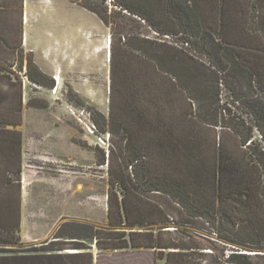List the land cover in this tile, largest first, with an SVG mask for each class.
<instances>
[{
    "label": "trees",
    "instance_id": "trees-1",
    "mask_svg": "<svg viewBox=\"0 0 264 264\" xmlns=\"http://www.w3.org/2000/svg\"><path fill=\"white\" fill-rule=\"evenodd\" d=\"M114 3L120 12L147 22L158 37L177 39L168 44L141 38L128 30L129 23L120 36L126 48L141 54L142 64L168 84L162 90L146 80L133 89L131 62L120 57L114 64V70L118 66L123 72L117 85L124 88L120 98H127L128 104L114 105L111 78L109 116L91 109L96 130L110 136L108 159L103 153L100 163L107 164L109 175V228L64 223L55 238L71 239L80 248L93 241L100 251L150 248L165 264H264V0ZM91 11L111 27L106 9ZM1 40L8 52L0 59L9 69L0 65V253H14L18 250L13 246L21 242L23 139L20 131L7 126L22 123L23 79L16 75L14 82L9 50L19 55L20 69L26 60L24 77L32 84L53 90L56 81L22 43L16 47ZM217 84L243 108L244 116L233 129L240 149H229L219 134L213 155L206 157L202 138L207 129L219 126L218 113L229 110L220 105ZM144 88L149 92L143 94ZM171 92L183 98L180 111L172 109ZM28 106H33L31 100ZM117 137L123 144L115 156ZM206 140L210 142L208 136ZM151 194L162 202L150 199ZM171 224L175 233L167 230ZM193 227L214 233L221 245L191 238Z\"/></svg>",
    "mask_w": 264,
    "mask_h": 264
},
{
    "label": "rangeland",
    "instance_id": "rangeland-1",
    "mask_svg": "<svg viewBox=\"0 0 264 264\" xmlns=\"http://www.w3.org/2000/svg\"><path fill=\"white\" fill-rule=\"evenodd\" d=\"M114 4V0H0V57L5 56L2 54L4 51L8 52L1 38H6L16 47L22 43L26 52H33L37 64V58L40 61L46 55H50L52 59L59 57L64 51L71 55L70 59L60 57L64 73L62 75L56 71L55 76H52L56 77L53 90H46L29 82L24 77L26 60L22 70L19 55L12 52V49L7 55V59L13 64L14 82L16 75L23 79L22 123L7 128L18 130L22 134L21 215L22 212L27 217L35 215L32 216L33 220L26 222L27 226L32 222L34 225L38 224L32 232L34 237L45 234L56 237L64 223L109 228V175L107 164L102 166L100 163L103 153L108 159L110 136L96 130L91 109L95 108L106 117L109 116L111 78L114 105L128 104L127 98H120L124 88L117 85L123 72L118 66L114 70V64H119L120 57L131 62L130 69L134 75L130 79L133 83L131 88H136L135 85L144 86L146 80L157 82L162 90L167 87V79L148 70L142 64L144 61L142 62L141 54L127 49L120 36L125 33L123 27L129 23L128 30L141 38H159L166 40L168 44H175L177 39L156 36L146 26L147 22L120 12ZM91 9H106L111 27L106 26ZM94 44L96 47L93 49ZM96 52L99 53L94 54ZM196 56L200 57V54L197 53ZM201 59L207 60L202 56ZM1 64L9 69V65L2 59ZM216 86L220 91V105H225L229 110L222 112V115L218 113L219 126L207 129L202 138L205 141L202 143L205 148L202 154L206 157L213 155V140L219 134L225 137L224 142L229 149H240V139L233 129L244 116L243 108L222 84ZM206 87L212 95L211 87ZM3 88L6 90L4 85ZM16 90L14 88L13 93ZM146 90L143 94L149 92ZM127 94L128 92L126 96ZM171 95L174 100L173 111H180L183 98L177 93L171 92ZM30 100L32 107L28 106ZM113 112L119 115V112ZM5 115L7 116V112ZM207 136L210 140L208 143ZM114 140L116 156L118 144L123 143L118 137ZM114 192L120 196L119 191ZM150 196L153 201L162 202L158 195ZM81 230L84 231L83 228L79 229ZM167 230L175 233V225H169ZM188 235L204 245H212L208 239L214 241L212 243L219 242L216 240L217 236L205 228H190ZM218 245H221L220 242ZM13 247L18 250L22 244ZM118 251L126 261L133 264L136 261L139 264H165V260L159 259L158 251L154 249L128 248ZM101 259L104 260V256Z\"/></svg>",
    "mask_w": 264,
    "mask_h": 264
},
{
    "label": "crops",
    "instance_id": "crops-1",
    "mask_svg": "<svg viewBox=\"0 0 264 264\" xmlns=\"http://www.w3.org/2000/svg\"><path fill=\"white\" fill-rule=\"evenodd\" d=\"M95 45L93 49L96 47ZM70 56L68 52L64 51L59 57L53 59L50 55L44 56L40 61L37 58V62L47 74L55 76L56 71H59L63 75L60 57L70 59ZM32 216L35 215L27 217L22 212L20 229L22 247L14 253L1 252L0 264H133L126 261L124 255L119 253L120 251L104 250L105 253H102L103 251L98 250L95 243L86 242L87 248H80L74 246L71 239L55 238L51 237L50 234L34 237L32 232L35 231V226L38 224L34 225L33 222L29 226L26 224L28 220L34 219ZM103 256L104 260L101 259ZM135 264H139L138 261Z\"/></svg>",
    "mask_w": 264,
    "mask_h": 264
},
{
    "label": "built area",
    "instance_id": "built-area-1",
    "mask_svg": "<svg viewBox=\"0 0 264 264\" xmlns=\"http://www.w3.org/2000/svg\"><path fill=\"white\" fill-rule=\"evenodd\" d=\"M155 35L158 36V34L155 32ZM92 132H94L92 129H90Z\"/></svg>",
    "mask_w": 264,
    "mask_h": 264
}]
</instances>
